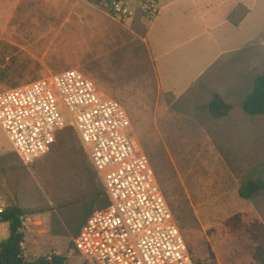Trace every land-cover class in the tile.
Returning a JSON list of instances; mask_svg holds the SVG:
<instances>
[{"label":"rangeland","instance_id":"obj_1","mask_svg":"<svg viewBox=\"0 0 264 264\" xmlns=\"http://www.w3.org/2000/svg\"><path fill=\"white\" fill-rule=\"evenodd\" d=\"M102 1L0 0V93L69 69L82 73L127 112L193 262L253 264L245 230L264 225V193L242 200L237 191L264 178V116H248L240 105L264 74V0L253 1L237 29L203 33L158 62L162 83L174 84L177 96L157 90L141 58L126 63L120 52L108 56ZM244 12L236 6L229 20ZM181 34L188 40L194 33ZM202 42L206 47L197 52ZM214 95L229 106L219 118L207 108ZM61 115L70 122L65 111ZM93 173L72 128L58 132L49 151L28 166L0 130V201L23 211L27 259L55 254L82 264L68 225L90 206L99 210L92 199L101 184ZM236 214L243 228L229 232L223 222ZM7 239L8 227L0 223V242Z\"/></svg>","mask_w":264,"mask_h":264},{"label":"built area","instance_id":"obj_2","mask_svg":"<svg viewBox=\"0 0 264 264\" xmlns=\"http://www.w3.org/2000/svg\"><path fill=\"white\" fill-rule=\"evenodd\" d=\"M132 1L147 19L157 16L158 0H103L101 8L122 23L134 15ZM66 128L76 133L108 199L72 240L82 264H194L119 102L73 69L0 93V130L21 164L42 158Z\"/></svg>","mask_w":264,"mask_h":264},{"label":"crops","instance_id":"obj_3","mask_svg":"<svg viewBox=\"0 0 264 264\" xmlns=\"http://www.w3.org/2000/svg\"><path fill=\"white\" fill-rule=\"evenodd\" d=\"M253 1L158 0L159 12L153 19L144 17L139 8V3L132 1L131 5L134 8V15L131 19L121 23L104 15L103 21L108 29V56L111 57L114 52H120L121 57L127 58L125 60L126 63H130V57L136 59L132 58L131 62L133 63L139 62L137 58H141L147 71L152 74L157 90L177 96L174 84L164 86L162 83L158 62L172 51L182 48L188 41L198 39L203 33L216 31L221 28H227L228 31L237 29L251 14ZM239 5L246 12L238 21H235L237 24H234V21L229 20V15ZM218 9L222 11L215 13ZM183 30H191L194 34H192L190 39L185 40L181 34ZM115 42L117 43L116 46H114ZM202 46L206 47L205 42L195 47L196 51L198 52L197 49L202 48ZM197 52H192V55L197 54ZM223 53L225 52L216 53L210 63ZM185 54L187 52L180 53L176 57L177 61L181 62ZM199 75L194 78V81L198 79ZM249 258L250 262H253L251 256ZM218 264L222 263L219 262Z\"/></svg>","mask_w":264,"mask_h":264},{"label":"trees","instance_id":"obj_4","mask_svg":"<svg viewBox=\"0 0 264 264\" xmlns=\"http://www.w3.org/2000/svg\"><path fill=\"white\" fill-rule=\"evenodd\" d=\"M237 24V22H234ZM241 110L248 116H264V74L257 75L253 82L251 91L244 96L241 101ZM208 111L213 118H219L226 114L229 106L225 104L217 95H214L207 105ZM94 172V170H93ZM93 176L97 177L96 173ZM98 178V177H97ZM101 184V183H100ZM264 193V178L250 179L241 185L237 195L242 200H250L257 195ZM98 201L99 210L108 204L107 196L101 185L100 191H97L92 199ZM92 206L84 212L80 220L74 225H68V234L72 240L79 233L86 219L96 210ZM23 211L18 207L4 209L0 213V223L8 227V239L0 242V264H66V258L62 255L41 256L35 259H27L23 254L24 235L20 231ZM223 226L229 232H237L243 228L241 218L238 214L233 215L223 222ZM247 239L253 244L251 258L255 264H264V225L255 223L245 230ZM73 246V242H72ZM194 264H212L209 261H195Z\"/></svg>","mask_w":264,"mask_h":264}]
</instances>
